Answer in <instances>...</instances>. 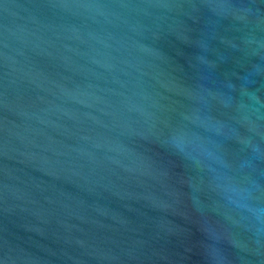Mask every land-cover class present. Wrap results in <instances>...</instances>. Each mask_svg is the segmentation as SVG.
<instances>
[{
  "label": "water",
  "instance_id": "1",
  "mask_svg": "<svg viewBox=\"0 0 264 264\" xmlns=\"http://www.w3.org/2000/svg\"><path fill=\"white\" fill-rule=\"evenodd\" d=\"M0 264H264V0H0Z\"/></svg>",
  "mask_w": 264,
  "mask_h": 264
}]
</instances>
